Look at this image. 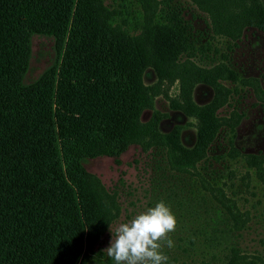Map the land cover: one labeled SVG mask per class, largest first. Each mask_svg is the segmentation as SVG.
<instances>
[{
  "label": "trees",
  "instance_id": "obj_1",
  "mask_svg": "<svg viewBox=\"0 0 264 264\" xmlns=\"http://www.w3.org/2000/svg\"><path fill=\"white\" fill-rule=\"evenodd\" d=\"M151 1L0 0V264H105L96 248L119 216V189H106L85 164L99 157L117 160L132 145L148 157L162 147L175 188L200 196L193 213L210 215V230L198 231L200 248L223 246L225 264H240L248 255L264 263V233L247 226L251 213L238 207L251 201L225 195V188L250 193L251 209L264 220V151L240 152L234 145L240 115L235 109L220 112L232 107L227 96L233 100L238 90L217 81L219 67L185 66L182 59L204 55L200 36L182 9L157 10ZM195 1L208 7L215 26L238 35L245 26L264 34V10L256 0ZM35 36L53 40L55 58L27 82ZM148 68L157 73L151 86L143 81ZM196 82L213 86L215 99L196 105L190 95ZM173 83L178 92L172 109L195 129L190 148L179 143L176 130L168 143H155L154 123L142 120ZM216 165L223 170L212 183L197 169ZM183 175L195 180L186 182ZM253 244L256 249L247 251Z\"/></svg>",
  "mask_w": 264,
  "mask_h": 264
},
{
  "label": "rangeland",
  "instance_id": "obj_2",
  "mask_svg": "<svg viewBox=\"0 0 264 264\" xmlns=\"http://www.w3.org/2000/svg\"><path fill=\"white\" fill-rule=\"evenodd\" d=\"M151 7L158 9L167 6L179 7L183 10L185 18L188 19L194 31L200 36L201 44L205 47L203 54H197L189 61L182 59L185 66L193 70H208L219 67L220 77L217 79L226 89L237 88V95L227 101L232 107L220 110L223 115H228L230 111H235L240 115V120L235 129L234 145L244 154H258L264 151V104L260 101L264 97V34L253 27H242V32L238 35L226 30L224 27L215 26L211 11L207 6H199L195 0H153ZM256 7L264 10V0H256ZM249 12H243L245 16ZM238 37V38H237ZM207 47V48H206ZM31 59L26 74V81L35 80L49 65L52 64L55 54L53 50V40L42 36H35L32 40ZM208 57H206V56ZM232 76H237V81H233ZM231 77V78H229ZM225 79V80H224ZM143 81L147 86L157 82V73L152 68L146 69ZM167 88V87H166ZM160 95L156 96L151 103V107L144 111L142 120L153 122L155 134L152 141L155 143H168V135L174 130L178 133V141L183 146L190 148L195 142V129L191 125V120L179 111L172 109L171 100L178 92V84L173 83L168 86ZM191 100L196 105H205L215 99V89L213 86L196 82L190 91ZM226 101V102H227ZM227 103H225L226 105ZM224 146L219 144L216 150ZM224 151V150H222ZM165 163V151L162 147H154L152 156L148 157L142 152L138 145H132L122 154L119 159L109 157H99L90 159L85 164L86 169L96 175L106 189H119L120 213L115 222L110 226L103 238L97 244V250L101 251L106 259L105 264H110V259L103 251L108 246L112 232L119 223L131 220L135 215L145 211L149 207H154L156 203L164 201L174 213L177 219V228L171 233L174 246L171 249L165 247L164 253L168 256V264H225L224 247L214 250L200 248L201 240L197 237L198 231L205 227L209 231V226H205V220L209 221L210 215H203L204 211L194 214L200 196H191L188 189L178 185L175 188L174 182L170 179L173 175ZM158 167L160 170H158ZM212 183V178L219 180L223 168L219 165L211 169L204 170L197 168ZM165 170V171H164ZM190 174H195V169L186 167ZM216 173H213L214 171ZM216 174V175H215ZM186 182L189 179L195 180L190 175H183ZM123 182L120 183V182ZM236 183V179L234 180ZM177 185V183H176ZM174 191L173 196L168 191ZM225 195L230 199L239 197L246 198L254 203V198L250 193H243L241 189H226ZM233 191L235 194H233ZM208 196V204L210 197ZM188 197L190 199H184ZM219 198H223L219 196ZM249 204L241 201L238 207L242 210L244 206L251 213V219L247 226H252L253 231L264 233V220L257 212L251 209ZM192 204V215L189 212V205ZM253 214V215H252ZM254 215L256 218L252 219ZM208 217V218H207ZM210 223V221L208 222ZM252 232V231H251ZM253 236V235H252ZM254 237V236H253ZM195 240V246L189 244V240ZM258 244L250 245L247 251H253ZM248 255L240 264H248L253 261L256 264H264ZM102 258L103 261L104 260ZM111 260V259H110ZM90 264H101L99 261H92ZM111 264H113L111 260Z\"/></svg>",
  "mask_w": 264,
  "mask_h": 264
},
{
  "label": "clouds",
  "instance_id": "obj_3",
  "mask_svg": "<svg viewBox=\"0 0 264 264\" xmlns=\"http://www.w3.org/2000/svg\"><path fill=\"white\" fill-rule=\"evenodd\" d=\"M176 228V216L160 201L131 220L119 223L103 251L113 264H168L163 249L174 246L171 233Z\"/></svg>",
  "mask_w": 264,
  "mask_h": 264
}]
</instances>
